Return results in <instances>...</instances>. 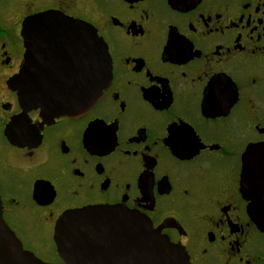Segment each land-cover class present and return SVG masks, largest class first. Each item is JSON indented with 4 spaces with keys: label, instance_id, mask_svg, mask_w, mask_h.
<instances>
[{
    "label": "flooded vegetation",
    "instance_id": "1",
    "mask_svg": "<svg viewBox=\"0 0 264 264\" xmlns=\"http://www.w3.org/2000/svg\"><path fill=\"white\" fill-rule=\"evenodd\" d=\"M46 11L107 46L111 79L86 111L49 118L10 85L26 64L24 24ZM34 28L32 77H82L84 50ZM0 197L46 263L64 262V212L123 206L190 264H264V0H0Z\"/></svg>",
    "mask_w": 264,
    "mask_h": 264
},
{
    "label": "water",
    "instance_id": "2",
    "mask_svg": "<svg viewBox=\"0 0 264 264\" xmlns=\"http://www.w3.org/2000/svg\"><path fill=\"white\" fill-rule=\"evenodd\" d=\"M24 25L26 64L23 73L10 81L21 104L27 109L40 108L49 118L76 114L93 106L111 79V59L96 29L57 11L41 12ZM34 26L44 27L46 37L41 40L70 42L64 49L71 46L84 50L82 77L70 69L62 75L32 77L40 72L35 53L39 39ZM258 226L264 231V223ZM54 240L62 264H190L183 247L171 243L148 218L123 206L68 210L55 225ZM0 264H51L24 249L3 218L1 197Z\"/></svg>",
    "mask_w": 264,
    "mask_h": 264
}]
</instances>
